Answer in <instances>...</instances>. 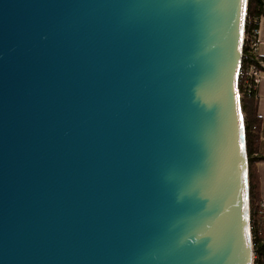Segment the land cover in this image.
Segmentation results:
<instances>
[{"label":"water","instance_id":"water-1","mask_svg":"<svg viewBox=\"0 0 264 264\" xmlns=\"http://www.w3.org/2000/svg\"><path fill=\"white\" fill-rule=\"evenodd\" d=\"M247 1L0 0V264H252Z\"/></svg>","mask_w":264,"mask_h":264},{"label":"trees","instance_id":"trees-1","mask_svg":"<svg viewBox=\"0 0 264 264\" xmlns=\"http://www.w3.org/2000/svg\"><path fill=\"white\" fill-rule=\"evenodd\" d=\"M261 17H264V0H248L245 35H249V33L256 28L255 22ZM248 64L257 65V60H254L251 55H249L247 48L243 45L241 67ZM260 70L264 72V67L260 68ZM238 89L245 124L253 262L255 264H264V207L260 206L262 200L259 194V178L257 175V165L264 162V154L261 150V139L259 135L261 119L257 111L258 98L256 91L252 90L248 92L243 87L241 80L239 81Z\"/></svg>","mask_w":264,"mask_h":264},{"label":"crops","instance_id":"crops-1","mask_svg":"<svg viewBox=\"0 0 264 264\" xmlns=\"http://www.w3.org/2000/svg\"><path fill=\"white\" fill-rule=\"evenodd\" d=\"M258 24V47L256 52V60L264 64V17H261L255 22ZM257 98H258V116L261 119V124L259 127V135L261 139V150L264 154V72L263 77L256 89ZM257 175L259 178V194L264 204V162H261L257 165Z\"/></svg>","mask_w":264,"mask_h":264},{"label":"built area","instance_id":"built-area-1","mask_svg":"<svg viewBox=\"0 0 264 264\" xmlns=\"http://www.w3.org/2000/svg\"><path fill=\"white\" fill-rule=\"evenodd\" d=\"M245 41V44H244ZM243 45L247 48V51L251 57L256 60V52L258 47V24H256V28H254L249 35L244 34L243 39ZM259 65V66H257ZM257 65L255 64H248L244 67H240L239 71V81L241 80V83L243 87L248 91H256L262 77L263 72L260 70V68L264 67V64L257 60ZM261 207H264V204L260 203ZM252 264H255L253 262V256H252Z\"/></svg>","mask_w":264,"mask_h":264},{"label":"snow or ice","instance_id":"snow-or-ice-1","mask_svg":"<svg viewBox=\"0 0 264 264\" xmlns=\"http://www.w3.org/2000/svg\"><path fill=\"white\" fill-rule=\"evenodd\" d=\"M241 3L243 4L244 3V0H241ZM238 113H239V109H238ZM243 145H241V149H243ZM245 232H247V229H245ZM245 247H247V245H245Z\"/></svg>","mask_w":264,"mask_h":264}]
</instances>
